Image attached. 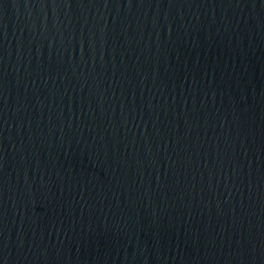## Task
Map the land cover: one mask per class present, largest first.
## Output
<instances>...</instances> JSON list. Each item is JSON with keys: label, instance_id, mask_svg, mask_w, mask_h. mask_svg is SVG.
<instances>
[{"label": "water", "instance_id": "water-1", "mask_svg": "<svg viewBox=\"0 0 264 264\" xmlns=\"http://www.w3.org/2000/svg\"><path fill=\"white\" fill-rule=\"evenodd\" d=\"M0 264H264V0H0Z\"/></svg>", "mask_w": 264, "mask_h": 264}]
</instances>
